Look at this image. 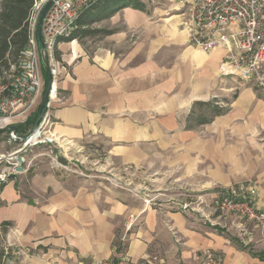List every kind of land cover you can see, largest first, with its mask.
Segmentation results:
<instances>
[{"label":"crops","instance_id":"obj_1","mask_svg":"<svg viewBox=\"0 0 264 264\" xmlns=\"http://www.w3.org/2000/svg\"><path fill=\"white\" fill-rule=\"evenodd\" d=\"M147 14L126 8V34L105 36L92 53L57 42L70 51L59 60L48 134L77 150L105 143L103 162L92 165L126 189L94 174H35L24 195L10 179L0 225L9 224L21 264L121 255L133 264H203L207 250L226 264H264V229L216 210L221 191L252 181L253 204L264 211V97L239 85L228 99L235 88L217 79L224 52L191 47L175 18ZM212 98L228 110L199 123L210 113L195 103Z\"/></svg>","mask_w":264,"mask_h":264},{"label":"built area","instance_id":"obj_2","mask_svg":"<svg viewBox=\"0 0 264 264\" xmlns=\"http://www.w3.org/2000/svg\"><path fill=\"white\" fill-rule=\"evenodd\" d=\"M48 1H51V5L45 12L40 26L41 45L36 36V22L42 6ZM98 1L100 0L35 2L29 22L28 45L19 62L18 73L9 75L5 82H0V130L8 127L13 118L21 116L20 122H23L25 115L38 103L44 85L40 57L46 55L49 58L51 88L38 126L29 133L31 136L25 143H56L48 134L51 126L48 111L52 103L60 99L57 82L62 68L53 55L54 47L58 40L67 39L74 32L81 10ZM179 3L182 4L179 9L181 26L189 46L203 51L225 50L227 54L223 75L235 74L243 85L255 88L264 97V0H185ZM40 132L45 138L34 139ZM9 136L13 140L16 139L13 132H10ZM3 158L5 156L0 154V161ZM19 164L16 161L13 165V173H16ZM254 194L252 182L232 185L219 193L216 210L221 216L235 215L240 219L252 221L263 229L264 211L254 206ZM189 207V204L184 203L180 209L187 211ZM131 225L130 223L128 226ZM205 257L206 264H224L211 254H206ZM92 264L133 263L122 258L116 262L110 260Z\"/></svg>","mask_w":264,"mask_h":264},{"label":"rangeland","instance_id":"obj_3","mask_svg":"<svg viewBox=\"0 0 264 264\" xmlns=\"http://www.w3.org/2000/svg\"><path fill=\"white\" fill-rule=\"evenodd\" d=\"M179 1L184 2L185 0L145 1V4L147 5V8H146V12L148 13L147 17L149 19L175 18V20H177L179 23L180 29H182L181 17L179 14L181 12L179 9L182 7V4L179 3ZM91 5L83 9H87ZM44 6H42L38 14V19H39V16ZM34 18H35V14L33 16V19ZM38 19L36 22L37 30H38ZM125 21H126V8H121V9H118L112 17L106 20H103L99 23H96L92 25V27L112 30L114 34H126V26H124ZM37 30H36V33H37ZM59 41L60 40H58V42ZM76 42L87 53H92V51H94L97 47H101V46L108 44V41H106L104 37H101L98 35L89 37V38H84L80 42L76 40ZM62 48H64L62 49L63 52H61L58 49V47H54L53 55L55 56V59L57 58L56 61L58 62L61 59L60 58L61 54L68 55L70 51V49L69 48L67 49V47H62ZM216 50H222L224 52V55L222 56L218 64L219 77L217 79L218 81L222 80L224 82H227L226 83L227 86L235 88L225 93V96L229 99L230 96L234 92H236L238 86L243 85V83L240 80V78L237 77L235 74L234 75H230V74L223 75V67L226 65L225 56L227 54L225 50L215 49V50H210V51H203V50H200V51L209 54ZM56 55L59 58L56 57ZM48 59L49 58L46 55L44 56L41 55L40 65L41 67H44L46 70L49 71ZM59 64L62 67V64L60 62ZM6 79L7 78H5V80ZM1 81L2 80H0V82ZM42 92H43V89H42ZM43 94H41V97L38 100V103L35 106H33L29 110V112L25 115V119L29 114L33 113L37 109L38 106H40ZM210 101L214 102L215 100L212 98ZM20 119H22L21 116L18 118H13L11 122L9 123L8 127H12L14 126V124H17V123H22L20 122L21 121ZM34 128L28 130L27 134L31 133L34 130ZM44 138H45V135H43V133L40 132V134H38L34 139L43 140ZM97 144L99 147L89 144L86 147H84V149L77 150L78 148H76L74 145L72 147H69V145H64L59 142L43 143V144L38 143L37 145H34L32 142L25 143L24 141L20 143H16L15 141H13V139L7 140L5 133L2 132L0 136V154L4 155L5 158H3L0 161V175H1L0 183L3 182L1 181L2 180L1 178H3V180L4 179L6 180L5 184L8 181H10V179H12V181L16 183L15 186H17V189L20 192L24 193L25 195L29 191L30 178L33 177L35 174H40V175L53 174L56 177L66 176L67 174L71 176H77V177H86V175L90 176L94 174V176H98L97 178H100L101 180L106 179V181L111 182L112 185H115L116 187L120 189L121 188L126 189V186H124V184H120L119 182H117L113 176H111V178L107 177L106 171L101 169L100 164H98L97 166L92 165V163H94V161L96 160H101V162H103L104 160L103 154H104V150L106 149L107 145L105 143H100V144L97 143ZM18 158L21 159V162L19 165L22 167V169H24V171H21V172L16 171V173H13L12 172V169L14 167L13 165L16 163ZM95 168H99L98 172L97 171L94 172ZM249 182H252V181H249ZM229 216L236 217L235 215H228V217ZM236 218L242 221H249L245 219H240L238 217ZM249 222H252V221H249ZM8 225H9L8 223H4L0 225V264H16L17 262L21 264L20 263V261L22 260L21 253L19 255H16L15 254L16 245H11V243L5 237V229L7 228L6 226ZM206 254H211L214 257L221 260L224 264H226L224 259L221 256L209 250L205 251L203 254V264H206V257H205ZM17 256L19 257V260L16 259ZM122 258L126 259V255H121L118 260H111V261L116 262V261L121 260ZM102 262H105V261H102ZM92 263H100V262H91V263H82V264H92Z\"/></svg>","mask_w":264,"mask_h":264},{"label":"trees","instance_id":"obj_4","mask_svg":"<svg viewBox=\"0 0 264 264\" xmlns=\"http://www.w3.org/2000/svg\"><path fill=\"white\" fill-rule=\"evenodd\" d=\"M37 0H0V80L5 82L9 75L18 73V65L23 57L29 40V22L34 4ZM145 1L151 0H100L87 9H82L77 20V27L71 36L64 41L77 40L93 36L105 37L111 35L112 30L104 28H93L92 25L112 17L118 9L132 8L146 12ZM37 30V23H36ZM56 57H58L56 55ZM59 58V57H58ZM57 59V58H56ZM13 68V69H11ZM42 76L44 80L43 92L48 86V73L44 67ZM196 107L208 110L210 115L197 116L199 123H208L215 115L225 113L228 109L219 107L214 102H196ZM40 106L29 114L22 123L14 124L16 136H25L28 130L35 127L39 118ZM10 127L0 130L5 133L7 140L10 138ZM16 143L22 142L20 139L13 140ZM63 161V160H62ZM5 182L0 183V190Z\"/></svg>","mask_w":264,"mask_h":264},{"label":"water","instance_id":"obj_5","mask_svg":"<svg viewBox=\"0 0 264 264\" xmlns=\"http://www.w3.org/2000/svg\"><path fill=\"white\" fill-rule=\"evenodd\" d=\"M50 5H51V1H48V2L45 4V6L43 7V10H42V12H41V14H40V16H39V19H38V30H37L36 35H37V39H38V41H39V43H40L41 45H42V38H41L40 26H41V22H42V19H43V17H44V14H45V12L48 10V8H49ZM51 81H52L51 76H50V74H48V86H47V88H46V90H45V92H44V94H43V97H42V101H41V104H40L39 118H38V120H37V123L35 124V127L38 126V123H39V121H40V116H41V114L43 113V111L45 110V106H46V102H47L48 92L50 91V88H51ZM9 129H10L11 132L14 133V135H15V137H16L17 139H20L21 141H24V142H26L27 139L31 136V134H27L26 136H23V137H22V136H18V135L16 136V134H15V128L12 126V127H10ZM17 161L20 163V162H21V159L18 158ZM22 170H23V169H22L21 166H19V167L16 169V171H18V172H21Z\"/></svg>","mask_w":264,"mask_h":264}]
</instances>
